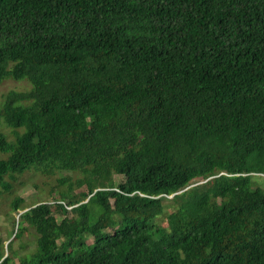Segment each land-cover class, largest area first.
<instances>
[{"label":"trees","instance_id":"obj_1","mask_svg":"<svg viewBox=\"0 0 264 264\" xmlns=\"http://www.w3.org/2000/svg\"><path fill=\"white\" fill-rule=\"evenodd\" d=\"M8 77L2 264H264V0H0Z\"/></svg>","mask_w":264,"mask_h":264},{"label":"rangeland","instance_id":"obj_2","mask_svg":"<svg viewBox=\"0 0 264 264\" xmlns=\"http://www.w3.org/2000/svg\"><path fill=\"white\" fill-rule=\"evenodd\" d=\"M32 84L27 79L16 80L14 78L8 77L0 84V104L2 102V96L8 91L15 90H26L29 89ZM8 130V129H7ZM2 154L0 153V157ZM69 174L68 172L62 173V175ZM74 175V174H72ZM59 175L53 176H44L39 172L34 170H27L24 174L19 176L18 181L16 182V188L14 192L3 193L0 195V232L4 237L5 244H8L14 237L16 224L14 221L20 219V213L22 211H15L11 207V202L14 196H21L25 199L23 206H31L39 201L43 200H52L55 195H58L56 192L50 194V188L57 185V177ZM74 178L77 175L73 176ZM117 181L122 179V176H115ZM67 186V185H66ZM64 186V187H66ZM83 188L76 189L80 191ZM28 209V208H27ZM166 224L165 220H162ZM36 236L35 230L30 228L26 230L20 239H16L13 243V248L16 250L14 258L18 261L20 257L30 254L35 250L36 247Z\"/></svg>","mask_w":264,"mask_h":264},{"label":"built area","instance_id":"obj_3","mask_svg":"<svg viewBox=\"0 0 264 264\" xmlns=\"http://www.w3.org/2000/svg\"><path fill=\"white\" fill-rule=\"evenodd\" d=\"M0 264H2V261L0 260Z\"/></svg>","mask_w":264,"mask_h":264},{"label":"water","instance_id":"obj_4","mask_svg":"<svg viewBox=\"0 0 264 264\" xmlns=\"http://www.w3.org/2000/svg\"><path fill=\"white\" fill-rule=\"evenodd\" d=\"M171 196H173V195H171Z\"/></svg>","mask_w":264,"mask_h":264}]
</instances>
